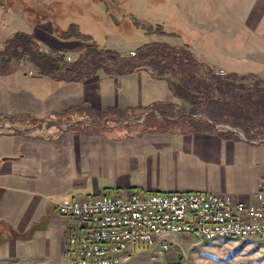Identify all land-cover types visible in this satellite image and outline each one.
I'll return each instance as SVG.
<instances>
[{
  "label": "crops",
  "instance_id": "obj_1",
  "mask_svg": "<svg viewBox=\"0 0 264 264\" xmlns=\"http://www.w3.org/2000/svg\"><path fill=\"white\" fill-rule=\"evenodd\" d=\"M23 1L26 7L19 0L0 1V46L14 33L24 32L32 35L44 50L70 51L75 57L85 48L82 42L56 38L55 21L48 14L52 7L76 6L78 0ZM254 1L245 0L239 7H264L262 0ZM217 13L214 7H202L199 22L206 23ZM69 23L66 18L57 20L62 28ZM44 26L49 28L46 36L37 30ZM195 26V31L187 32L193 40L185 33L173 39L181 45L189 43L198 60L215 68L212 62L199 58L197 52L198 47L208 49L218 33ZM48 36L66 46H44V37ZM239 62L232 64L227 60V73L240 74ZM30 70L28 64H23L13 74L0 76V120L11 123L9 131L0 132V264H65L64 234L69 220L55 212V203L65 199L128 191L202 192L226 195L235 203L257 205L253 194L264 178V142L225 138L220 134L223 132L216 130L147 131V136L158 138L146 139L140 138L143 132L86 134L52 126L55 131H50L48 123L52 124V119L86 115L84 106L61 107L56 98L63 92L68 95L66 91L71 86L77 92L73 98L84 95L81 84L87 81L64 83L28 77L25 74ZM129 76L134 81L142 79L145 84H161L170 98L164 83L151 80L144 72L123 77ZM127 83H100L99 92H122L128 88ZM158 99L155 95V101L143 104L162 103ZM169 101L171 98L166 102ZM143 107L136 103L134 110L149 111ZM41 123L47 128L38 129Z\"/></svg>",
  "mask_w": 264,
  "mask_h": 264
},
{
  "label": "rangeland",
  "instance_id": "obj_2",
  "mask_svg": "<svg viewBox=\"0 0 264 264\" xmlns=\"http://www.w3.org/2000/svg\"><path fill=\"white\" fill-rule=\"evenodd\" d=\"M78 1L76 6L63 7L64 13L57 20L66 18L68 22L78 25L80 31L92 36L100 47L131 55L132 52L130 51L152 42L153 38L144 35L140 29L132 25L131 17L146 25L161 24L165 30L185 33L189 40H193V38L187 32L195 31V25H198L197 28L201 30L218 33L208 49L198 47L197 52L203 61H210L216 66V74L220 75L219 73H221L220 76L223 77L230 75L227 73L229 70L225 67V62L228 60L233 64L240 61L242 70H240V74H237L241 78L240 83L250 87L255 81H264V7H245L244 9L239 7L245 0ZM19 2L24 6L26 5L23 0H19ZM253 2L255 3L254 0ZM262 2L264 3V0ZM193 7H195L194 11L191 12ZM202 7L204 9L214 7L218 12L215 14L216 17L201 24L199 20ZM53 8L56 7L48 9V12L52 11ZM107 10L110 15L107 14ZM111 15L118 21V24L112 21ZM37 30L38 34L42 36L49 33V28L46 26L38 27ZM44 38H47L45 41L49 43V45L43 43L46 47L50 48L51 45L54 47L66 46L50 39L49 36ZM155 40L173 46L181 45L179 40L173 38L162 37ZM68 49L70 50V48ZM65 53L70 61L74 59L70 51ZM29 72H32V75H29ZM25 75L35 77V72L31 69ZM132 78V76L109 77L98 72L90 81L81 84L85 94L78 98H73L77 97L75 86L69 87L66 91L68 95L63 92L56 98V103L61 107L76 108L74 107L75 104L76 106H84L86 115L77 118L72 116V119L61 116L59 119H52V124L48 123V125H53V128L57 125L56 127L69 131L75 127L73 121L81 120L84 122L83 125H79L80 127L74 131L86 134L116 131L119 135L143 132L141 139L158 138V136H147V131H186L191 128L190 126H193L186 113L179 109L173 110V108L164 106L155 108L154 103L143 104L146 103L144 101L151 102L154 100L155 95L162 103L170 98L166 96L161 84L150 85L149 82L145 84L142 79L134 81ZM118 81H128L126 84L128 88L122 92L110 90L106 95L99 92V90L101 91L100 83L115 85ZM136 103H140L144 106V110L149 111L134 110ZM108 105L117 107L106 108ZM132 107L133 109L128 111ZM164 116L172 119V121L167 122L161 119ZM199 118L203 119L202 117ZM95 121H99V125L93 124L91 126ZM44 124H39L37 128L42 126L47 128V125ZM218 126L230 127L226 124ZM10 127V122L0 120V132H7ZM30 127L33 128L34 126L30 125ZM52 127H48L49 130L55 131ZM230 128L236 129L245 138L241 129ZM41 133L44 134L45 131ZM85 137L88 138L87 135ZM73 138H82V136H73ZM253 140H264V135ZM172 240L176 244L162 257L140 251L122 264H177V262L180 264H264V240L232 238L197 243L193 239L182 236L173 237Z\"/></svg>",
  "mask_w": 264,
  "mask_h": 264
},
{
  "label": "trees",
  "instance_id": "obj_3",
  "mask_svg": "<svg viewBox=\"0 0 264 264\" xmlns=\"http://www.w3.org/2000/svg\"><path fill=\"white\" fill-rule=\"evenodd\" d=\"M62 13L63 7H56L48 12L55 21L54 36L63 41L82 42L85 48L73 60L67 62L65 52L44 50L32 35L16 32L0 46V76L13 74L23 64H28L37 78L64 83L88 81L98 72L109 77L144 72L151 80L164 83L171 98V101L157 103L154 107L164 106L185 112L193 125L186 131L215 132L210 123L199 118L206 115L215 125L226 124L241 129L247 140L264 135L263 80L255 81L252 86L247 87L239 82L241 78L236 74L220 76L216 74L213 66L194 56L189 43L172 46L152 41L134 50L133 56L100 47L92 36L82 33L74 23H69L66 28L59 27L57 18L61 17ZM107 14L110 15L108 10ZM111 19L118 24L112 15ZM130 21L135 28L153 39L182 36L178 31L165 30L161 24L146 25L134 17H131ZM93 124L99 125V121L93 122L91 126ZM79 125L83 124H75L72 131L79 128ZM220 134L225 138H237L231 133Z\"/></svg>",
  "mask_w": 264,
  "mask_h": 264
},
{
  "label": "built area",
  "instance_id": "obj_4",
  "mask_svg": "<svg viewBox=\"0 0 264 264\" xmlns=\"http://www.w3.org/2000/svg\"><path fill=\"white\" fill-rule=\"evenodd\" d=\"M253 199L257 205L213 193L131 191L65 199L55 205L56 214L69 220L63 260L122 264L140 251L162 257L180 236L197 243L217 234L264 240V178Z\"/></svg>",
  "mask_w": 264,
  "mask_h": 264
},
{
  "label": "water",
  "instance_id": "obj_5",
  "mask_svg": "<svg viewBox=\"0 0 264 264\" xmlns=\"http://www.w3.org/2000/svg\"><path fill=\"white\" fill-rule=\"evenodd\" d=\"M201 117L206 120L208 123H210L212 125V127L218 131V132H223V133H231L233 135H235L236 137L242 139V140H245L243 135L237 131L236 129H232L228 126H218V125H215L206 115H201ZM196 118V117H195ZM161 119L163 120H167V121H170L171 119H168V118H164V117H161ZM59 130L61 131H68V130H62L60 127H57ZM255 142H264V140H255Z\"/></svg>",
  "mask_w": 264,
  "mask_h": 264
},
{
  "label": "bare ground",
  "instance_id": "obj_6",
  "mask_svg": "<svg viewBox=\"0 0 264 264\" xmlns=\"http://www.w3.org/2000/svg\"><path fill=\"white\" fill-rule=\"evenodd\" d=\"M232 238H235V235H232V234H217L215 236V240H218V239H232ZM251 237H244V238H240V239H250ZM208 241H213V240H202V243L203 242H208Z\"/></svg>",
  "mask_w": 264,
  "mask_h": 264
}]
</instances>
